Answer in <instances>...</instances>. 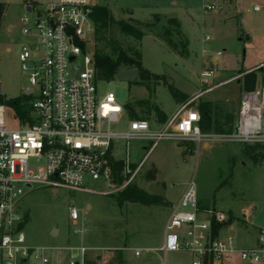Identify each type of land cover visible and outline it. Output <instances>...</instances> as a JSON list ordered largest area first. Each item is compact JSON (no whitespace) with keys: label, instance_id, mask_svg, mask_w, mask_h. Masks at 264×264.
Segmentation results:
<instances>
[{"label":"rangeland","instance_id":"rangeland-1","mask_svg":"<svg viewBox=\"0 0 264 264\" xmlns=\"http://www.w3.org/2000/svg\"><path fill=\"white\" fill-rule=\"evenodd\" d=\"M34 1L45 2L0 0V93L5 102L27 98L25 89L30 84L21 69L19 53L28 38L22 34L21 18L26 3ZM91 2L107 7L116 21L131 22L145 34L139 41L122 34L117 27L96 28L94 54L116 59L124 53L139 61L149 74L144 84L139 75L130 80L103 81L98 84L100 95L113 92L126 112L133 111L137 118L150 121L154 130L159 129L160 122L155 108L170 115L188 104V109L197 110L204 102L212 103L213 117L221 123L225 116L232 115L235 129L244 91L239 79H233L264 62V0ZM207 5L220 9L208 11ZM256 6L262 11L256 12ZM125 68L122 71H127ZM210 69L215 71V77L204 85L201 73ZM258 76L260 86V71ZM169 86L186 94L189 101L178 104ZM132 119L124 113L112 129L126 134ZM114 145L116 159H128L136 166L151 146L136 140H116ZM149 172L166 192L160 206L119 205L118 195L105 197L63 190L53 196L43 187L26 190L20 209L28 215L24 230L27 244L48 250L50 264H69L71 255L81 247L87 250L86 264H188L190 258L183 253L168 254L166 260L162 254V261L157 263L155 254L147 249L162 246L165 224L194 181L202 208L218 210L236 220V231L224 230L222 235L234 236L243 248L258 246L260 230L264 228V160L253 163L246 155V145L215 137L205 138L200 144L188 139L163 141L149 155L133 183L151 194ZM84 187L102 190L100 183L91 180H86ZM252 207L255 210L249 225L242 221V211ZM72 208L79 212L76 223L70 219ZM53 230L58 231L56 236H52ZM28 264L42 263L32 259ZM230 264L244 263L235 258Z\"/></svg>","mask_w":264,"mask_h":264},{"label":"built area","instance_id":"built-area-1","mask_svg":"<svg viewBox=\"0 0 264 264\" xmlns=\"http://www.w3.org/2000/svg\"><path fill=\"white\" fill-rule=\"evenodd\" d=\"M94 8L91 0L26 3L21 22L22 34L28 40L21 45L19 62L28 75L30 87L25 89V95L31 111L23 121L9 106L0 103V264H28L32 259L50 264L48 250L27 244L26 225L23 226L26 214L20 209L26 190L43 187L53 196L63 190L105 197L118 195L133 185L149 155L163 141L188 139L200 144L205 138L215 137L264 147L263 82L260 86L258 82L253 93L243 92L232 134H203L201 115L196 109H188L189 104L180 106L165 124H157L159 129H152L148 120L136 118L130 121L126 134L115 132L112 126L128 112L113 92H98V84L103 81L97 78L92 50ZM205 8L220 9L214 5ZM262 9L254 8L256 12ZM212 63L216 65L217 60ZM214 77V70H205L201 83L208 85ZM116 140L142 141L151 146L136 166L128 159L115 158ZM119 161L124 164L122 183L116 181L112 166ZM86 180L100 183L102 190L84 187ZM200 203L192 181L166 223L160 248L165 256L187 254L191 264H230L235 258L244 264H264V228L260 230L258 246L243 248L234 236L222 235L224 230L236 231V220L218 210L202 208ZM254 210L255 207L242 211L244 223L251 225ZM70 219L75 223L80 219L75 208L70 211ZM215 225L221 226L216 233ZM86 261L87 250L81 247L71 255L69 264Z\"/></svg>","mask_w":264,"mask_h":264},{"label":"trees","instance_id":"trees-1","mask_svg":"<svg viewBox=\"0 0 264 264\" xmlns=\"http://www.w3.org/2000/svg\"><path fill=\"white\" fill-rule=\"evenodd\" d=\"M93 19L95 21L96 28L111 29L113 27H117L122 34L133 37L139 41H141L145 36L144 32L132 25L131 22L116 21L107 7L95 6ZM135 22L137 23V21ZM137 57L139 59L141 58L140 55H137ZM95 62L97 78L101 81L110 82L114 80L116 74L121 72L123 67H126L125 69L127 70L135 69L138 72L142 84L148 81L146 75L149 74L147 70L143 68L142 64L139 61H135L134 59L126 56L124 53H120L116 59L109 55H100L97 53L95 54ZM260 72L262 74V82L264 83V68L261 69ZM155 78L160 80V78L157 76H155ZM147 88L150 90V87ZM169 90L172 97L178 104L186 103L190 99L186 94L178 91L173 86H169ZM27 100H29V98L25 97L24 100H10L5 102L2 98V95L0 94V103L6 104L12 108L16 116H18L23 121L28 118L31 111L30 106L24 103L25 101L27 102ZM192 103H194V101ZM197 110L201 115V122L199 126L203 134L233 133L234 117L232 115L225 116L224 122L222 123L218 120H215L213 117V105L209 102L201 103ZM155 112L159 117V121L161 123H165L167 120L166 115L159 108H155ZM128 113L133 117V119L137 118L133 111H129ZM263 150L264 147L262 146H246V155L253 163H258L259 160H264V153L261 152ZM123 165L124 164L122 161L113 162L112 164L115 173V179L119 183H122L123 181L121 176ZM133 168H135V166H133ZM117 201L119 205H123L124 203H136L145 206H160L163 204L162 198L149 194L138 187H135L134 185H131L120 192L117 196ZM27 223L28 215L25 217L23 226H25ZM220 228V225H215V233L218 232Z\"/></svg>","mask_w":264,"mask_h":264},{"label":"water","instance_id":"water-1","mask_svg":"<svg viewBox=\"0 0 264 264\" xmlns=\"http://www.w3.org/2000/svg\"><path fill=\"white\" fill-rule=\"evenodd\" d=\"M263 69V67L256 68L255 70L251 71L250 73H247L243 75L241 78H238V83L243 86V91L245 93H253L256 88L257 84L259 82V71ZM138 76V72L136 70H127V71H121L116 74L115 79L117 80H130L134 79ZM148 179L151 182L148 191L157 197L165 198V191L156 184V176L152 173H148ZM58 233L57 230H53L52 236H56Z\"/></svg>","mask_w":264,"mask_h":264},{"label":"crops","instance_id":"crops-1","mask_svg":"<svg viewBox=\"0 0 264 264\" xmlns=\"http://www.w3.org/2000/svg\"><path fill=\"white\" fill-rule=\"evenodd\" d=\"M134 18V17H133ZM134 19H136V18H134ZM137 21H138V19H136ZM213 61H214V59H213ZM262 65H264V62L263 63H261L260 65H258V66H256V67H251V68H248V69H246V72H250L251 70H253L254 68H257V67H260V66H262ZM162 111V110H161ZM165 115H166V118H167V120H166V122L176 113V111L174 112V113H172V114H170V115H168L166 112H164V111H162ZM165 122V123H166ZM165 123H161V122H159L158 124L159 125H162V124H165ZM165 197H166V192H165ZM89 209H91V207L89 206ZM168 221V220H167ZM167 223V222H166ZM165 226H166V224H165ZM165 232V231H164ZM229 233H232V232H229ZM163 242H164V239H163ZM163 245V244H162ZM162 246H160V247H158V246H156V247H149L147 250L149 251V252H152V253H154L155 254V256H154V259H155V261L157 262V263H160L161 261H162V252L160 251V248H161ZM164 255V254H163ZM187 255V254H186ZM140 256V255H139ZM138 256V257H139ZM167 256L168 255H164V260H166V258H167ZM188 257L190 258V260H189V263L188 264H191V257L188 255ZM124 261H125V259H124ZM125 264H126V261H125ZM180 264V263H179Z\"/></svg>","mask_w":264,"mask_h":264}]
</instances>
